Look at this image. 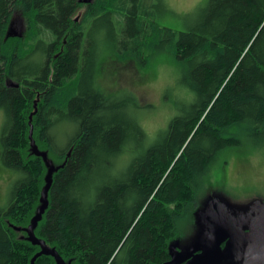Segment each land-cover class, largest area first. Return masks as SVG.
I'll return each mask as SVG.
<instances>
[{"label": "trees", "instance_id": "16d2710c", "mask_svg": "<svg viewBox=\"0 0 264 264\" xmlns=\"http://www.w3.org/2000/svg\"><path fill=\"white\" fill-rule=\"evenodd\" d=\"M161 1L94 0L76 22L78 0H0L1 162L17 173L0 207V264L40 250L25 228L48 166L31 140L55 167L34 234L70 264L163 263L195 236L191 214L224 203L201 193L220 152L240 136L264 144V0H207L183 29L155 21ZM10 19L23 38L5 39ZM108 47L143 67L165 55L177 71L184 93L152 142L140 123L151 105L96 83ZM59 119L74 125L64 147Z\"/></svg>", "mask_w": 264, "mask_h": 264}, {"label": "rangeland", "instance_id": "374dc122", "mask_svg": "<svg viewBox=\"0 0 264 264\" xmlns=\"http://www.w3.org/2000/svg\"><path fill=\"white\" fill-rule=\"evenodd\" d=\"M146 1L147 4L154 2V0ZM206 1L162 0L160 11L158 10L160 13L156 15L155 21L173 29H183L187 16ZM85 7L82 3L75 12L73 19L77 18L76 22L84 19ZM11 23L16 32H21L22 35L8 36L5 39L23 38L27 30L24 22L10 19L7 29ZM170 64L168 57L159 55L143 67L131 56L118 54L115 49L109 47L102 53L98 63L96 83L99 88L115 96L131 92L136 95L141 104L151 105V108L145 110L140 116V123L150 136L148 142H152L158 132L166 127L168 120L175 114L173 104L180 97L178 92L184 93L174 83L177 71ZM1 116L0 112V129L3 121ZM73 130L74 125L71 121L66 119L57 121L52 131L59 147L65 146ZM240 137V144L224 148L216 161L211 164L206 177L204 176L201 193L216 191L220 196L219 199L224 201V209L232 210L234 216H239L240 220H248L264 202V144L256 143L244 136ZM1 152L0 144V207L5 205L11 183L17 177L16 172L2 164ZM213 211L215 212V209L211 207L209 212ZM209 223L212 229L211 236L217 232V227L212 222ZM198 239H190V241L205 240Z\"/></svg>", "mask_w": 264, "mask_h": 264}, {"label": "water", "instance_id": "95a60500", "mask_svg": "<svg viewBox=\"0 0 264 264\" xmlns=\"http://www.w3.org/2000/svg\"><path fill=\"white\" fill-rule=\"evenodd\" d=\"M80 3L88 4L91 3L92 0H78ZM77 20V18H75ZM14 25L11 23L6 30L5 38L8 36H21V32H16V30L13 28ZM31 117V115H30ZM31 145L34 153L36 155L42 156L45 163L48 166V173L45 178L46 184L41 192L40 202L41 205L38 207L36 214L31 218L30 224L25 228V231L27 233L28 239L31 241L34 245H39L40 250L35 254V256L31 260V264H33V260L35 257L42 255V254H48L52 255L57 264H70L69 262L66 263L64 260L59 256L58 252L49 246L45 244V241L42 239H39L34 234V229L38 223V221L41 219L42 214L44 213L45 209L48 206V200H47V191L51 184V176L52 172L54 171L55 167L50 159L46 157L45 152H39L36 148V145L31 140ZM225 204H220L219 200L216 199L212 201L210 205V209H215V212L213 211L210 213L209 211H205V213H199L201 220L198 222H203L204 225L209 222H214L216 227L218 226L221 232L217 235L216 239L210 244L209 247H207L205 250L201 249V251H198L196 253H187L184 251L177 250L175 248H171L170 250V258L169 260L164 261L160 264H210L213 260V250L220 244V241L222 237L228 236L231 234H236L243 242H246L247 245L245 247L242 262L241 264H264V202L261 203L258 206V211L255 214H252L250 216L249 220V227H248V233H245L243 230H241L237 226H231V225H225V221H222L220 218V212L221 208L222 211L224 210ZM209 209V210H210ZM201 226V225H200ZM12 227L18 231L20 228L17 226ZM210 229V225L208 226ZM201 247H198L200 249Z\"/></svg>", "mask_w": 264, "mask_h": 264}, {"label": "flooded vegetation", "instance_id": "af4514ba", "mask_svg": "<svg viewBox=\"0 0 264 264\" xmlns=\"http://www.w3.org/2000/svg\"><path fill=\"white\" fill-rule=\"evenodd\" d=\"M191 215L194 220H201L200 215ZM220 218L222 219V221H226L224 222L225 225L237 226L245 233H248L250 217L248 218V220H240L239 216H234V212L229 208L224 209V211H222L221 208ZM212 223L214 224V222ZM207 224L204 225L203 222H195L197 229L194 237L205 239L204 241L191 242L190 239H195L194 237H192L190 239L183 240V242H180L179 244L181 249L177 250L187 253H196L198 251H201V249L205 250L207 247H209L210 244H212V242L216 239L217 235L221 232V230L217 226V232L210 236V231L212 229H208L210 223ZM246 245L247 243L243 242L236 234L222 237L220 244L213 250V260L210 264H241ZM191 246H194V248L190 249ZM198 247L201 248L198 249ZM169 258L167 260H169Z\"/></svg>", "mask_w": 264, "mask_h": 264}]
</instances>
